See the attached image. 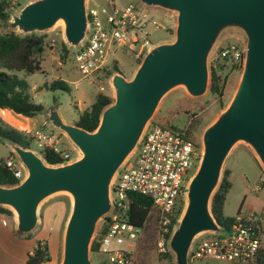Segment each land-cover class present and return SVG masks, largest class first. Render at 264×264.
<instances>
[{
  "label": "water",
  "instance_id": "95a60500",
  "mask_svg": "<svg viewBox=\"0 0 264 264\" xmlns=\"http://www.w3.org/2000/svg\"><path fill=\"white\" fill-rule=\"evenodd\" d=\"M178 13L176 38L145 55L131 79L112 75L115 99L94 131L64 121L52 108L47 119L62 130L81 156L52 165L32 149L10 142L25 167L17 185H0V206L17 214V232H32L39 208L48 197L68 193L72 210L66 225L61 264H92L90 246L98 222L111 210V183L137 147L163 97L184 86L195 97L209 85L208 57L220 33L229 27L247 36L246 57L237 91L229 106L203 133V157L190 180L187 206L171 239L176 264H190L195 238L218 232L211 199L233 147L245 142L264 167V0H139ZM64 24L66 42L79 47L88 30L86 0H34L12 16L9 25L23 35Z\"/></svg>",
  "mask_w": 264,
  "mask_h": 264
},
{
  "label": "rangeland",
  "instance_id": "374dc122",
  "mask_svg": "<svg viewBox=\"0 0 264 264\" xmlns=\"http://www.w3.org/2000/svg\"><path fill=\"white\" fill-rule=\"evenodd\" d=\"M7 1L9 2L8 11L10 13V20L7 24H0V34L8 32L11 29L9 23L12 20V16L18 14L26 4L34 0ZM116 2L122 5L141 3L139 0H116ZM92 3L96 4L102 18L108 14L109 8L106 0H86V5ZM146 8L152 19L167 27L166 30L149 28L148 38L150 42L156 46L164 42L174 41L176 38L178 13L158 6H146ZM37 33H45L47 35L45 50L40 56L42 70L27 76L24 73H21V75H25L29 82L33 100L38 104H42L44 110L35 117H28L12 110L0 109V117L10 125L31 135L36 136L37 132H41L54 136L60 142L59 147L70 155L71 162L79 158L81 153L69 137L62 130L54 127L47 119L48 111L54 108L58 110L66 123L75 124L79 119L80 113L95 102L96 96L99 93L110 95L114 101L115 89L109 83V80H106L105 71H97L87 76L80 72L75 61V49L77 47L73 48L67 44L62 21L58 22L51 29ZM62 41L66 43L69 50V54H66L65 58L62 56L63 52L61 51ZM246 45L247 36L245 32L237 27H229L220 33L210 51L208 57L209 75L212 62L218 68L223 66L219 70L220 73L228 75L222 101L210 92V78L207 91L199 97L192 96L184 86H177L163 97L150 122L174 126L180 129L187 128L189 136L197 142H202V136L206 128L229 106L237 91L244 69ZM226 49H230V55L224 57L222 56V52ZM233 53H239L240 57L237 58ZM145 55L135 60L131 53L122 49L117 53L119 58L117 63L118 72L131 79ZM57 79L65 81L69 86V91L50 89L48 85ZM101 87H104V90H101ZM31 149L42 156L41 145L38 140L32 142ZM0 157L6 161L12 160L18 168L23 170L21 167L22 163L14 152L10 141H0ZM259 163L251 148L245 142L237 143L231 150L224 163L219 184L215 189L216 192L225 173L231 171V187L226 195L224 205V214L226 216H236L240 211L244 216L251 215L252 217H263L264 219V167ZM186 206L187 200L181 207L179 220L184 214ZM5 208L13 212L9 207ZM71 210L72 198L68 193H58L48 197L40 205L39 222L33 231L41 233L44 237L42 240L46 245L45 239H48L51 254L56 250L58 244L57 233H59L61 238V253L58 264L62 262L64 233ZM14 216L15 213L13 212ZM100 221L97 224V228ZM153 225V221L151 223L150 220L140 246L134 255L133 264H168L167 259L162 256L164 252L160 251L157 245L155 227ZM262 228L264 245V221L262 222ZM203 233L199 235L207 236L209 234ZM169 251L175 261L173 250L169 249ZM90 257L94 264L103 259L102 254H97L96 256L92 254L91 246ZM190 264L233 263L209 259L195 260L192 263L190 262Z\"/></svg>",
  "mask_w": 264,
  "mask_h": 264
},
{
  "label": "built area",
  "instance_id": "2783aa9c",
  "mask_svg": "<svg viewBox=\"0 0 264 264\" xmlns=\"http://www.w3.org/2000/svg\"><path fill=\"white\" fill-rule=\"evenodd\" d=\"M106 1L109 12L103 18L95 3L87 5L88 30L75 49V61L85 76L118 62L117 53L122 49L135 60L139 59L154 46L148 38V29H167L151 18L143 3L122 5L116 0ZM233 54L240 57L239 53ZM228 55L230 49L222 52V56ZM35 135L41 147L50 145L59 150L60 142L54 136L41 132ZM203 151L202 142L189 136L187 128L153 122L147 125L137 147L111 183L112 207L101 219L92 240L97 246L92 254L103 255L96 264H133L150 220L155 227L159 250L170 249V239L179 222L177 211L187 200L188 186L201 164ZM63 157L70 156L63 153ZM7 166L21 181L26 177L22 164L23 170L12 160L7 161ZM133 193L152 201L144 226H136L128 220ZM263 221V217L240 214L229 229L221 227L218 232H206L207 236H200L204 234L201 233L191 246L190 262L214 259L233 264H263L259 261Z\"/></svg>",
  "mask_w": 264,
  "mask_h": 264
},
{
  "label": "trees",
  "instance_id": "16d2710c",
  "mask_svg": "<svg viewBox=\"0 0 264 264\" xmlns=\"http://www.w3.org/2000/svg\"><path fill=\"white\" fill-rule=\"evenodd\" d=\"M8 7L9 2L7 0H0V24H7L10 20ZM46 37L45 33L23 35L12 29L4 34H0V109L12 110L28 117H35L43 112V105L36 103L32 98L29 82L25 75H31L42 70L40 56L45 50ZM61 51L64 58L66 54H69L64 41H62ZM117 63L115 61L102 70L105 71L106 80H109L113 73L118 71ZM222 67L218 68L214 62L210 66V92L220 101L224 97L228 79V75L220 73L219 70ZM21 73L25 75L22 76ZM48 86L52 90L62 89L69 91V86L61 79L52 81ZM112 102L113 98L110 95L99 93L96 96L95 102L80 113L79 119L75 124L88 131H94L100 122L102 111ZM4 140L31 149L32 142L37 140V137L17 129L0 117V141ZM63 153L66 152L61 148L57 151L50 145L41 147L43 158L47 163L52 165H60L70 161V157L64 158ZM255 158L259 162L257 157ZM230 175L231 171L225 173L211 199L212 214L218 224L224 229H229L235 221L236 216L241 214L240 211L233 217L224 214L226 195L231 187ZM20 182L21 180L16 177L15 172L7 166V161L0 157V185L14 186ZM131 198L128 220L136 226H144L152 206V201L149 197L139 193L131 194ZM181 207L177 211L178 217L181 213ZM0 214L13 216V212L5 207H0ZM96 248L97 246L93 242L91 244V252H94ZM162 256L167 259L168 264H176L169 250L162 253ZM49 259L50 254L47 245L43 240H37L33 253L28 256L24 264H41ZM259 261L264 264L263 242L259 251Z\"/></svg>",
  "mask_w": 264,
  "mask_h": 264
},
{
  "label": "crops",
  "instance_id": "0c3cea01",
  "mask_svg": "<svg viewBox=\"0 0 264 264\" xmlns=\"http://www.w3.org/2000/svg\"><path fill=\"white\" fill-rule=\"evenodd\" d=\"M253 154L255 155L254 152ZM4 220L6 223L3 222ZM33 231L27 234L18 233L17 214L15 213L14 217L0 214V264H24L28 256L33 253L36 241L44 239L41 233ZM57 236L58 244L53 254L49 250L48 239H45L50 259L41 264H58L61 253V238L59 233Z\"/></svg>",
  "mask_w": 264,
  "mask_h": 264
}]
</instances>
